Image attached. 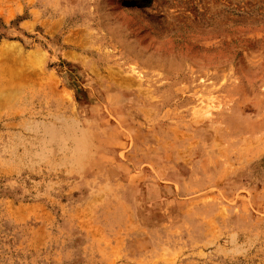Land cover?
Masks as SVG:
<instances>
[{
	"label": "rangeland",
	"instance_id": "1",
	"mask_svg": "<svg viewBox=\"0 0 264 264\" xmlns=\"http://www.w3.org/2000/svg\"><path fill=\"white\" fill-rule=\"evenodd\" d=\"M0 264H264V0H0Z\"/></svg>",
	"mask_w": 264,
	"mask_h": 264
}]
</instances>
